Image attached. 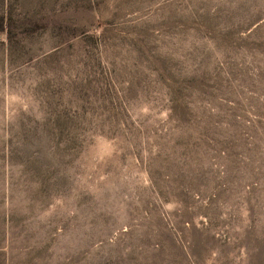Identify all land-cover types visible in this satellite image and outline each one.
Instances as JSON below:
<instances>
[{"label":"rangeland","instance_id":"1","mask_svg":"<svg viewBox=\"0 0 264 264\" xmlns=\"http://www.w3.org/2000/svg\"><path fill=\"white\" fill-rule=\"evenodd\" d=\"M0 19V264H264V0Z\"/></svg>","mask_w":264,"mask_h":264},{"label":"trees","instance_id":"2","mask_svg":"<svg viewBox=\"0 0 264 264\" xmlns=\"http://www.w3.org/2000/svg\"><path fill=\"white\" fill-rule=\"evenodd\" d=\"M4 27H6V24L4 22V19H0V30L3 31L5 29Z\"/></svg>","mask_w":264,"mask_h":264}]
</instances>
